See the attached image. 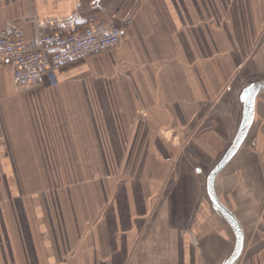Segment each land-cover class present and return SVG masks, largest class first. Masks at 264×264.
<instances>
[{
	"label": "crops",
	"instance_id": "1",
	"mask_svg": "<svg viewBox=\"0 0 264 264\" xmlns=\"http://www.w3.org/2000/svg\"><path fill=\"white\" fill-rule=\"evenodd\" d=\"M92 18L126 29L125 42L62 65L55 84L44 77L24 93L12 70L0 68V264L141 263L155 235H165V264H211L230 248L228 234L212 215L207 184L186 167L149 220L187 140L208 164L236 139L243 86L264 81V0H0V35L22 29L29 45L40 34L82 30ZM262 92L245 143L215 178L245 234L235 264H264ZM254 129L258 141L246 151ZM217 140L226 142L214 148ZM125 155L131 178L119 181ZM232 168L242 173L234 196ZM47 171L116 175L53 195L43 194L48 183L17 174ZM145 230L151 237L138 245ZM186 230L199 249L190 250Z\"/></svg>",
	"mask_w": 264,
	"mask_h": 264
},
{
	"label": "rangeland",
	"instance_id": "2",
	"mask_svg": "<svg viewBox=\"0 0 264 264\" xmlns=\"http://www.w3.org/2000/svg\"><path fill=\"white\" fill-rule=\"evenodd\" d=\"M207 1L209 3H212V4H229V3L235 4V3H244L245 0H207ZM257 47H258L257 44L251 45V49L252 50H256ZM253 84L254 83L249 84V82L246 83L243 86L245 89L243 90V92L241 93L240 98L238 99L239 100V103L241 105H243L241 112L244 110V113H242V115L245 114V108H246V102L243 100V97L242 96L247 94V92L249 91V89L252 87ZM259 101H260V104H261L260 105V110H259V114H260L261 111L262 112L264 111V92H262V94L260 95ZM240 126H241V124H237L236 131H237V129ZM236 131H235V134H236ZM255 131H256L255 129L252 131L251 135L249 136V138H248V140H247V142L245 144V147H247L246 148L247 149L246 151H248V149L251 148V147L254 148V145H256L255 142L258 141L256 139V135H257L256 133L258 131L257 132H255ZM224 142H226V141H224V140H217L216 141V146L214 148H216L218 146L219 147L222 146V144ZM233 142H234V140H231L230 141V143L228 145V148H227V151L230 149V147L232 146ZM187 149H188V153H190L189 155H187ZM195 150L196 149L193 146H191V140H187L185 142L184 148L181 151V155L178 156L175 161H173V165L171 167V171H170L169 177L167 178L166 183H164L163 189L160 190L157 193V195L155 196L156 197V201H155L154 209H153L152 214L150 216V220H149L150 223H151V221L154 218H156V216L158 214L159 207L162 204V202H164V200H165V192L168 189H171L170 187H171V185L173 186V181L180 179V177L182 175H184L183 171L182 170H179V168L181 166H182L181 167L182 169H184V167H186L187 174L188 175H189L190 172H193L196 177L202 179V181H203V188L206 190L207 178H208L210 172L214 169V166H216L217 160H215V159L214 160H210L208 162V164H207V162L206 163L205 162H202L200 160L201 157L200 156H197V155H195L193 153V152H195ZM244 150L237 157V160H238L237 162H239V159H241L243 157L242 154L244 152H246ZM122 158H123V161H122V164H123L122 170L123 171L117 172L116 173L117 174L116 177H117V179L119 181L120 180L121 181L122 180H125L126 181V180H129L131 178V175H130L131 174L130 173L131 170L129 168L132 169V166L129 167V165H130V162H131L130 159H132V157L131 156L129 157L128 155H125ZM203 163H205V165ZM111 167L113 168V164L111 165ZM114 167H115V165H114ZM199 169L201 170V173L198 172ZM233 169L234 168L230 169V171L232 172ZM228 170H229V168H228ZM226 172H227V170H226ZM240 172L241 171L239 169H237V168L232 172L233 174L230 177V179H232V185H230L228 187L230 189L228 195H232V196L236 195V192H237L236 189L238 188V184H237L238 183V179L239 180L242 179V177H241L242 173H240ZM17 174H20L27 181H31L34 184H36L35 182L41 184L43 181L46 182V183H48L46 185V187L43 188V194H51V193H53V195L54 194L57 195L63 189L64 190L65 189H69V186H73V189L77 193L76 185L79 184V183H81V182H83V181L88 182L90 180L93 181V180H97V179H103L104 177L109 176V175L110 176L116 175L113 171H111V172H107V171H97V172H93V171H75V172L52 171V172H50V171H47V172H26V173H17ZM236 180H237V183H236ZM1 190L2 189H0V192H1ZM250 194H253V192L250 193ZM256 195H257V192L254 193V196H256ZM207 201H208V205L210 206V210L212 212V215L215 216V219H217V221L220 222L223 225L224 232H226L228 234V243H229V246H230V248L228 249V251H227L226 254L224 252L221 255V257H218L215 260H213L211 262V264H224L231 257V255H232V253H233V251L235 249L236 240H237L236 239V235H235V233H234V231H233L230 223L227 221V219L218 210H215L212 207V205L209 202L208 198H207ZM253 205H255V206H253ZM247 207L248 208L249 207L251 208L250 209V212H252V210L254 211L255 208H256V211H257V208H258L257 204H255L254 202L247 203L246 208ZM157 218L154 219V221H156ZM164 223H165V221H164ZM145 232H146V230L139 237L138 245L143 244L145 241L148 240V238L151 237V236H147L145 234ZM185 232H186L185 234H187L186 236H189V239H190L189 240L190 250H191L192 247H193V249H196V250L199 249L201 243L195 237V235L192 234L191 231H189V230H186ZM148 243L150 244L149 246H151V247L148 246V249L149 248H152L153 250L150 249L149 252H147V253H141V254H147V256H148V261H146L147 263L145 262V257H144V259H143L144 262L134 263V264H165V258L168 259V256L171 255V253L170 254L168 253L169 255L167 253H165V246H164V244H165V235H162V236L161 235L160 236H156L155 235L154 238H153V241L152 242L149 241ZM163 246H164V248H163ZM172 263H173V260L168 261V264H172Z\"/></svg>",
	"mask_w": 264,
	"mask_h": 264
},
{
	"label": "built area",
	"instance_id": "3",
	"mask_svg": "<svg viewBox=\"0 0 264 264\" xmlns=\"http://www.w3.org/2000/svg\"><path fill=\"white\" fill-rule=\"evenodd\" d=\"M126 38V29L97 22L95 18L79 31L40 34L35 45H29L24 30L17 29L11 36L0 35V68L12 70L16 91L24 93L44 77L55 84V71L62 65L109 53Z\"/></svg>",
	"mask_w": 264,
	"mask_h": 264
},
{
	"label": "water",
	"instance_id": "4",
	"mask_svg": "<svg viewBox=\"0 0 264 264\" xmlns=\"http://www.w3.org/2000/svg\"><path fill=\"white\" fill-rule=\"evenodd\" d=\"M262 91H264V81L254 83L247 94L242 96L243 100L246 102V108L237 137L230 149L226 152L219 163H217L207 178V191L211 201L216 209L227 219L230 225L234 227L236 232L237 240L235 249L231 257L224 264H235L238 261L243 252L245 234L238 218L219 200L215 190V178L230 163V161H232L245 143L254 124L257 98ZM198 172L201 173V170L199 169Z\"/></svg>",
	"mask_w": 264,
	"mask_h": 264
},
{
	"label": "flooded vegetation",
	"instance_id": "5",
	"mask_svg": "<svg viewBox=\"0 0 264 264\" xmlns=\"http://www.w3.org/2000/svg\"><path fill=\"white\" fill-rule=\"evenodd\" d=\"M206 192H207V198H208L209 202L211 203L212 207H213L215 210H217L216 207H215V205H214L213 202L211 201L210 196H209V193H208L207 190H206Z\"/></svg>",
	"mask_w": 264,
	"mask_h": 264
}]
</instances>
